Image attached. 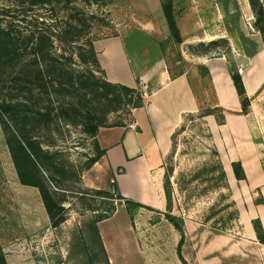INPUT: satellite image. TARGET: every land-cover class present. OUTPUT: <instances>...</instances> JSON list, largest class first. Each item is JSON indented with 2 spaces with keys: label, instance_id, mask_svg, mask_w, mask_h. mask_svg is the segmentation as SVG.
<instances>
[{
  "label": "crops",
  "instance_id": "0c3cea01",
  "mask_svg": "<svg viewBox=\"0 0 264 264\" xmlns=\"http://www.w3.org/2000/svg\"><path fill=\"white\" fill-rule=\"evenodd\" d=\"M226 4L236 18L229 17L219 34L207 33L206 29L204 33L190 32L182 13L181 18H176L182 41L173 38L166 50L146 32L94 41L109 81L133 88L141 86L149 94L144 105L133 109L131 121L102 126L96 135L106 153L96 161V169L102 170L93 183L111 180L124 197L113 215L99 221L111 264H118L120 258L126 260L124 264H183L177 251L180 233L172 232L171 255L166 257L140 244L138 215L146 208L167 209V158L174 134L184 116L206 108L225 115V121L220 123L215 114H207L203 116L204 125L226 170L230 196L238 202H248V206L240 208L238 222L242 231L218 230L203 221L184 218L183 256L189 264H264V243L253 225L258 218L264 228V39L245 21L251 14L249 0H227ZM235 5H240L245 17H238ZM199 25L196 20L194 26ZM219 38L228 40V52L189 51L199 42ZM232 68L242 75L251 100L246 112ZM234 162L241 163L244 178L236 176ZM19 183L29 186L20 179ZM126 199L144 206L134 207L130 213ZM43 211L45 215V205ZM119 215L122 223L118 225ZM117 232L122 235L118 237ZM127 246L133 247L130 250Z\"/></svg>",
  "mask_w": 264,
  "mask_h": 264
},
{
  "label": "rangeland",
  "instance_id": "374dc122",
  "mask_svg": "<svg viewBox=\"0 0 264 264\" xmlns=\"http://www.w3.org/2000/svg\"><path fill=\"white\" fill-rule=\"evenodd\" d=\"M226 2L227 0H55L52 6L42 12L54 31H59L62 27L68 28V24L83 19L86 30L94 41L129 32H146L166 50L174 37L170 34L164 5L173 4L176 18H181L182 13H185L183 20L190 32L204 33L203 30L206 29L207 33L219 34L225 29L224 24L229 17L236 18L230 15ZM262 2L264 4V0ZM9 4L10 0H0V6ZM236 8L238 17L242 18L244 15L240 5H235ZM256 19L251 8V14L245 21L251 31L259 32ZM196 20L200 22L199 28L194 26ZM229 48L228 40L219 38L199 42L191 46L189 51L218 54L228 52ZM68 50L70 52L72 48L68 47ZM97 75L102 76L100 72ZM136 88L141 93V86ZM147 98L143 97L144 100ZM208 109L184 116L174 134L173 148L167 158V168L171 170L172 213L182 218L203 221L218 230L242 231L238 222L240 208L248 206V202H238L226 188L207 192L203 190L204 186L211 187L215 178H218L219 171L204 174L201 179L192 178L199 169L212 166L217 161L209 131L204 125L203 116ZM132 114L133 110L112 111L107 123L113 125L124 120L131 121ZM69 118L72 117L55 115L51 130L41 131L46 140L45 145L57 153L58 161L67 167V171L64 170L63 173H53V180L49 181L53 188H58L57 198L66 208V220L59 227L53 226L47 213L44 215V202L39 188L20 185L0 120V259L3 257L6 264H55L56 261L72 264L68 259V249L74 233L85 222L99 216V213H104L112 206L117 208L118 203L123 202L113 189L111 180L100 185L93 183L102 170L96 169V162L89 166L90 158L97 154L95 139L80 118L76 122ZM90 170L93 171L89 173ZM222 192L228 198L221 199ZM167 212L168 208L164 211L146 208L138 215L140 244L154 251H161L166 257L171 255L169 246L174 230L177 234L180 233L166 217ZM131 220L134 223L133 217ZM117 221L118 225L122 223V215L117 216ZM121 235L117 234L118 237ZM127 247L131 250L133 246ZM120 260L118 264L126 262L123 258Z\"/></svg>",
  "mask_w": 264,
  "mask_h": 264
},
{
  "label": "trees",
  "instance_id": "16d2710c",
  "mask_svg": "<svg viewBox=\"0 0 264 264\" xmlns=\"http://www.w3.org/2000/svg\"><path fill=\"white\" fill-rule=\"evenodd\" d=\"M54 1L10 0L11 4L0 6V120L21 183L39 188L53 226L59 227L66 220V208L57 198L58 188H53L49 181L53 180V173H63L67 167L58 161L57 153L45 145L46 140L41 131L51 130L55 115L72 117V120L69 118L72 122L80 118L86 130L94 137L97 148V154L89 160L90 166L106 153L100 147L96 135L100 127L111 126L107 123L109 113L120 109L131 112L144 105L145 100L137 88L107 79L94 40L89 36L83 19L68 24V28L53 30L42 11L52 6ZM249 3L257 18L256 27L264 39V4L262 0H249ZM164 11L170 34L181 42L173 4L164 5ZM68 47L72 48L70 52ZM97 72L102 76H98ZM232 77L246 112L251 100L246 94L242 75L232 68ZM207 114H215L220 123L225 121L221 111L208 109L204 112V115ZM214 153L217 155L216 163L199 169L192 176L193 179H201L204 174L219 171L211 187L204 186L206 192L229 189L226 170L218 152L214 150ZM233 165L236 176L244 178L241 163L234 162ZM170 171L167 168L166 217L181 233L177 251L182 263L189 264L182 253L185 219L173 214L171 209ZM112 185L118 197L123 200L117 183ZM223 198H228L224 192L221 194ZM125 203L130 213L134 207L144 206L129 199ZM115 211L116 206L110 207L85 222L74 233L68 249V259L72 264H111L99 221L109 218ZM253 225L260 242L264 243L261 220L254 219ZM0 263L6 264L3 257Z\"/></svg>",
  "mask_w": 264,
  "mask_h": 264
},
{
  "label": "built area",
  "instance_id": "2783aa9c",
  "mask_svg": "<svg viewBox=\"0 0 264 264\" xmlns=\"http://www.w3.org/2000/svg\"><path fill=\"white\" fill-rule=\"evenodd\" d=\"M141 95L144 97H148L149 96V94H148V91L146 90V89H142V91H141Z\"/></svg>",
  "mask_w": 264,
  "mask_h": 264
}]
</instances>
